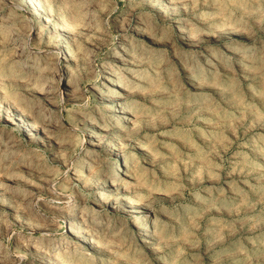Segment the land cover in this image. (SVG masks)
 I'll list each match as a JSON object with an SVG mask.
<instances>
[{
    "label": "rangeland",
    "instance_id": "1",
    "mask_svg": "<svg viewBox=\"0 0 264 264\" xmlns=\"http://www.w3.org/2000/svg\"><path fill=\"white\" fill-rule=\"evenodd\" d=\"M0 264H264V0H0Z\"/></svg>",
    "mask_w": 264,
    "mask_h": 264
}]
</instances>
